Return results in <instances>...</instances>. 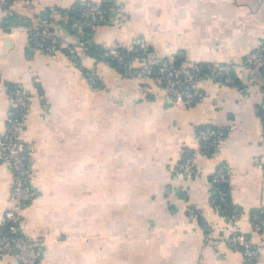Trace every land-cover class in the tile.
Segmentation results:
<instances>
[{
  "label": "crops",
  "instance_id": "crops-1",
  "mask_svg": "<svg viewBox=\"0 0 264 264\" xmlns=\"http://www.w3.org/2000/svg\"><path fill=\"white\" fill-rule=\"evenodd\" d=\"M80 1L0 3V148L6 85L26 88L20 138L35 194L22 209V232L40 247L36 264H245L240 250L206 239L221 238L227 224L211 204L217 165L239 208L235 228L255 247V264H264V73L241 64L264 41V0H118L121 21L85 30L59 14L52 22L59 48L33 49L26 21L44 25L50 6L66 11ZM139 38L154 58L231 63L236 82L204 76L196 83L203 99L178 105L153 80L77 46L87 39L125 50ZM203 126L225 129L214 156L200 152ZM186 150L195 152L191 174L174 168ZM11 181L0 160V222L12 205ZM258 210L260 230L252 225ZM0 264L17 260L5 253Z\"/></svg>",
  "mask_w": 264,
  "mask_h": 264
},
{
  "label": "built area",
  "instance_id": "built-area-1",
  "mask_svg": "<svg viewBox=\"0 0 264 264\" xmlns=\"http://www.w3.org/2000/svg\"><path fill=\"white\" fill-rule=\"evenodd\" d=\"M13 0H0L1 4H10ZM52 21L38 24L26 21L24 29L28 30L30 44L35 50L54 52L59 48L57 33L52 24L54 18L60 14L66 22L69 21L85 30L101 24H112L122 20L123 9L118 0H81L73 15L67 11H59L54 6L48 9ZM77 46L86 52L98 50V59H110L117 66L131 70L139 78H149L159 85L166 96L175 104L190 105L203 99V93L196 88L198 80L204 76H212L218 80L234 85V66L226 62L190 63L188 66L178 61L174 54H167L161 58H154L149 53L148 45L142 39H135L133 45L125 51L115 48L98 49L87 39H81ZM66 54L75 60L76 50L73 45L65 46ZM138 65L132 67L133 61ZM241 64L247 68L256 69L264 73V41L249 51L243 57ZM89 82L96 83L95 75L90 71H83ZM145 90V89H144ZM148 90H145L147 92ZM8 101L7 127L1 139L0 160L9 165L12 171L10 208L5 209L0 222V255L11 253L17 264H36L40 257V247L30 236L22 232V209L34 196L35 191L30 183V169L25 160V145L20 138L22 118L28 106V91L26 88L6 85ZM197 137L201 142L200 152L216 155L218 143L225 137L222 127L203 126L197 129ZM174 168L179 172L191 174L195 171V152L186 150L180 161H176ZM212 187L211 204L215 211L227 217V224L223 228L221 238L214 239L206 233L207 241L214 247L223 241L228 247L238 249L244 256L245 264H255L256 249L247 237L235 228L239 216V208L230 203L227 196L229 175L222 165H217L210 179ZM188 211L195 215L193 209ZM263 224L262 211L252 214V225L260 230ZM225 232V233H224Z\"/></svg>",
  "mask_w": 264,
  "mask_h": 264
},
{
  "label": "trees",
  "instance_id": "trees-1",
  "mask_svg": "<svg viewBox=\"0 0 264 264\" xmlns=\"http://www.w3.org/2000/svg\"><path fill=\"white\" fill-rule=\"evenodd\" d=\"M79 6V3L78 4H75L74 6L72 5V7L71 8H68V9H66V11L67 12H70V13H75V11H76V8ZM98 49H100V50H104V49H106V48H103V47H101V46H99V48ZM119 51H125L124 49H118ZM97 52H98V50H95V49H93V50H91V53H94V56H96V58L97 57H99L98 56V54H97ZM107 61L108 62H110V63H112L113 65H116L113 61H111L110 59H107ZM117 66V65H116ZM119 67V66H118ZM227 196H228V187H227ZM229 199V198H228Z\"/></svg>",
  "mask_w": 264,
  "mask_h": 264
},
{
  "label": "water",
  "instance_id": "water-1",
  "mask_svg": "<svg viewBox=\"0 0 264 264\" xmlns=\"http://www.w3.org/2000/svg\"><path fill=\"white\" fill-rule=\"evenodd\" d=\"M39 14H40V18H41V19H45L46 16H47V10H46V9H42V10L39 12Z\"/></svg>",
  "mask_w": 264,
  "mask_h": 264
}]
</instances>
